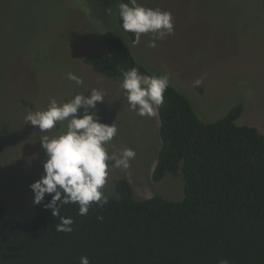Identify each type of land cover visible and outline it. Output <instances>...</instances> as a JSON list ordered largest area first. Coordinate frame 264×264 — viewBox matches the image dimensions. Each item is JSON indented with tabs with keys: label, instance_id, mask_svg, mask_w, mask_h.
<instances>
[{
	"label": "rangeland",
	"instance_id": "374dc122",
	"mask_svg": "<svg viewBox=\"0 0 264 264\" xmlns=\"http://www.w3.org/2000/svg\"><path fill=\"white\" fill-rule=\"evenodd\" d=\"M121 2L0 0V195L14 220L28 222L34 215L30 185L41 178L48 158L41 137L59 135L67 123L41 133L25 116L46 110L52 98L63 103L93 89L104 93L95 109L99 120L118 128L109 152L131 148L136 153L128 169L110 168L106 194L119 198L115 181L126 178L137 199L184 195L181 174L152 178L161 145L158 109L153 117L139 116L121 83L83 60L91 53H109L106 31L128 42L153 73L169 75L202 120H218L242 104L237 123L264 132V0H136L172 14L174 31L157 39L155 48L149 47L152 33L128 40L118 20ZM69 72L84 83L68 80ZM83 114L80 109L78 115Z\"/></svg>",
	"mask_w": 264,
	"mask_h": 264
},
{
	"label": "trees",
	"instance_id": "16d2710c",
	"mask_svg": "<svg viewBox=\"0 0 264 264\" xmlns=\"http://www.w3.org/2000/svg\"><path fill=\"white\" fill-rule=\"evenodd\" d=\"M118 20L123 29L119 11ZM126 33L136 41L137 34ZM105 39L108 54L83 59L95 71L120 83L134 67L156 75L120 35L109 30ZM164 96L152 178L181 174L182 199H137L130 181L119 178L120 197L92 204L87 215L78 204L61 208L60 216L74 219L68 233L56 230L59 217L45 207L54 193L34 204L28 222L12 219L0 195V264H80L81 256L91 264H264V132L237 123L242 104L204 121L172 84Z\"/></svg>",
	"mask_w": 264,
	"mask_h": 264
},
{
	"label": "clouds",
	"instance_id": "9594fccd",
	"mask_svg": "<svg viewBox=\"0 0 264 264\" xmlns=\"http://www.w3.org/2000/svg\"><path fill=\"white\" fill-rule=\"evenodd\" d=\"M120 17L126 32L153 34L149 47L155 48L156 40L163 39L174 31V21L170 11L146 7L131 0V5L121 2ZM67 79L77 85L84 83L83 78L67 73ZM122 89L131 110L139 116L153 117L164 103V94L170 85L169 75L142 74L137 68L122 73ZM104 101V93L93 89L89 95L77 94L71 100L60 103L52 98L46 110L28 112L27 122L38 126L41 133L53 129L58 123H66V131L59 135L41 137V145L47 154L44 163L45 174L30 185L34 191V203L40 204L46 194H52L46 208L52 215L59 217L56 230L72 232L74 219L60 216L64 205L78 204L79 214L87 215L92 204L103 206L108 203L109 195L105 186L110 168L128 169L135 158V150L125 148L119 154L109 152L108 144L118 132L115 123L101 122L95 111L98 102ZM80 109L84 114L78 115ZM93 109L94 111H89ZM111 162V164H110ZM80 264H91L87 256L80 257ZM221 264H228L222 261Z\"/></svg>",
	"mask_w": 264,
	"mask_h": 264
}]
</instances>
